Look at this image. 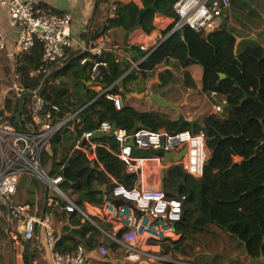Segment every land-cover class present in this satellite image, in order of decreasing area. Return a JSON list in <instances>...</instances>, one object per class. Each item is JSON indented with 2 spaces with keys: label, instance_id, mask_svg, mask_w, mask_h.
<instances>
[{
  "label": "trees",
  "instance_id": "obj_1",
  "mask_svg": "<svg viewBox=\"0 0 264 264\" xmlns=\"http://www.w3.org/2000/svg\"><path fill=\"white\" fill-rule=\"evenodd\" d=\"M176 1L141 0V8L134 3H116L114 17L110 18L106 13L100 23L99 17L103 6L107 8L108 0H99L88 42L92 44L98 36L112 28L126 32L139 28L149 33L154 28L155 16L175 17L173 5ZM235 42L231 29L217 27L204 34L186 27L172 33L151 52L138 65V71H129L128 66L123 68L110 53L102 52L96 56L68 48L62 59L47 67V73L30 77L29 72L41 66L42 45L36 42L31 51L23 55L17 68L21 75L20 86L25 92L36 91L49 73L65 65L49 77L40 96L60 108V117L84 108L77 117L78 124L75 121L67 124L66 128H71L70 135L65 136L67 129L64 128L54 136L52 155L43 152L42 166L45 167L47 161L51 162L48 174L62 178L59 187L80 208L84 203L102 205L103 195L99 188L108 185L111 190L112 179L128 189L133 188L135 176L128 174L124 164L111 153L117 149L113 140H96L106 144L108 149L97 147L96 160H89L83 153L72 151L78 137L85 131H94L101 122L116 125L128 133L135 125H140L143 130L163 128L170 134L175 133L179 121L150 111L138 112L125 103L124 92L129 91L127 85L137 79V74L145 80L148 73L172 59L178 61L182 68L198 65L203 71L201 91L209 96L223 97L227 115L224 116V111L209 115L201 127H193V133L202 131L205 136L208 154L203 175L200 178L181 175L177 192L167 194L169 198L184 197V200L180 221L174 225V230L181 236L177 241L159 243L162 254L190 257L189 251L193 249L190 243L197 240L199 234L211 232L214 227L224 233V245L226 237L230 243H235V249L246 259L264 262V50L248 42L235 54ZM83 58L87 61L81 64ZM94 62L106 63L105 67L99 68L96 83L102 87L111 86L110 93L122 97L124 102L120 110L105 96L89 89L87 83L90 82ZM220 74L225 78L220 79ZM166 77L172 75H162L161 79L165 81ZM184 77L188 82L189 74L185 72ZM61 78L65 81L59 80ZM32 101L31 96L23 99L19 117L23 130L31 122ZM6 108L11 112L9 120L16 125L18 101L13 105L7 100ZM180 131H191L190 126L184 125ZM63 140H72V143L61 145ZM56 145H61L59 157L56 156ZM234 157L241 158L240 163H235ZM64 206L65 202L60 201L58 208H61V216L67 226L62 230L64 235L54 236L55 251L72 253L78 246H83L86 253H91L100 245L110 252L120 251V246L100 231L109 233L107 225L96 221L95 227L77 212L63 210ZM116 237L119 239L120 233ZM223 256L211 261L204 258L193 260L192 263L222 264Z\"/></svg>",
  "mask_w": 264,
  "mask_h": 264
},
{
  "label": "built area",
  "instance_id": "obj_2",
  "mask_svg": "<svg viewBox=\"0 0 264 264\" xmlns=\"http://www.w3.org/2000/svg\"><path fill=\"white\" fill-rule=\"evenodd\" d=\"M228 6V0H177L173 5V32L188 27L196 33L209 34L218 27L217 20ZM0 8L6 12L9 26L16 34L13 51L9 55V79H0V216L5 211L26 241L33 239L38 229L43 232L50 254V264H95L87 257L83 246H78L72 253L62 254L55 251L50 217H37L32 205L16 202L20 178L30 176L44 184L52 193L48 198L50 205L58 208L60 201H63L65 206L62 209L66 212H77L95 227L96 218L114 231L107 233L100 229L108 239L120 246L122 259L115 264L170 262L171 260L161 256L159 243L177 241L180 238L181 235L174 230V225L180 221L184 197L167 196L170 188L166 176L176 171L180 175L185 172L194 178L202 177L207 158L204 133L179 131L170 134L162 128L156 131L140 129L131 136L124 129L116 127L113 130V125L108 122H101L94 131L83 132L73 148L74 151L83 153L89 160H96L97 147H108L96 143L92 139L93 135L96 132L112 133L117 149L111 153L124 164L128 174L135 176V186L130 189L113 180L110 196L97 208L95 216L83 211L59 187L62 178L52 177L43 169L41 157L51 147L54 136L68 123H79L77 117L84 108L60 117V108L36 95L38 90L31 93L24 91L20 86L21 75L17 71L23 55L29 53L36 42L42 45L41 66L30 71V77L47 73L50 64L63 58L64 51L73 47L72 14L46 12L42 10L38 0H0ZM115 10L116 7H111L108 17L113 18ZM4 52L5 37L0 31V54ZM85 53L101 55L99 49L90 48L89 44ZM86 61L87 58H83L81 64ZM105 66V62H94L89 83L97 88L95 92L105 96L120 110L123 107L122 97L111 94V86L102 87L96 83L99 68ZM25 93L32 94L33 101L30 107L31 122L23 130L17 116L16 125L9 120L11 112L7 110L6 102L8 100L14 105ZM214 112L222 113L221 105H216ZM136 150H161L163 154L146 157L134 153ZM183 151L180 161L170 160L163 164L164 155ZM118 233L119 239L116 237ZM22 251L19 246L17 253L21 254ZM96 251L102 258L109 254L103 245ZM171 262L191 264L187 261Z\"/></svg>",
  "mask_w": 264,
  "mask_h": 264
},
{
  "label": "crops",
  "instance_id": "obj_3",
  "mask_svg": "<svg viewBox=\"0 0 264 264\" xmlns=\"http://www.w3.org/2000/svg\"><path fill=\"white\" fill-rule=\"evenodd\" d=\"M38 1L42 10L46 12L55 14L70 12L72 14V50L81 51L83 54L89 44L90 48L99 49L101 53L104 52L112 54L115 61L122 64L123 68L128 66L130 68L129 71H138V65L148 56V53L153 52L160 44L169 38L172 33H174V17L157 15L154 18V28L149 33H146L139 28L130 32H126L120 28H112L103 35L98 36L95 41L90 44L88 42V36L99 0ZM116 3H134L138 7H142L141 0H108L107 8L105 5L103 6L102 15L99 17L100 23L103 22L109 9L113 6L116 7ZM217 24L218 27L233 30V36L236 41L241 39L238 43L235 42V44L237 43L236 50L234 52L235 54H237L244 44L248 42L259 45L264 50V0H229V6L224 9L219 16ZM168 29H171V31L165 35L164 33L167 32ZM0 31L5 37V52L0 54V67L3 63L11 67V59L9 58V55L13 51L16 34L14 29L9 26L6 12L1 8ZM182 38L184 39V37ZM142 47L143 49H141ZM185 72L190 76L188 82H186L184 77ZM168 73H170L172 77H166L165 81H163L161 76ZM202 75L203 71L200 66L191 64L187 68H182L178 61L172 59L169 63H162L156 68V70L148 73L145 80L141 78L140 74H137V79L127 85L129 91L124 92L125 103L136 109L138 112L150 111L166 116L164 113L159 111V109L168 110L170 112L174 111L175 119H169L178 121V114L175 110L157 106L155 103H150L147 96H141L147 90L149 91V95H159L164 92V100L172 104L182 105L180 107L181 115L187 121H196L195 125L201 127L207 116L215 115L214 108L216 105H221L222 113L224 111V116L227 115L225 100L223 97L214 95L209 96L201 91ZM156 79L159 80L158 83L156 82ZM59 80L65 81V78H61ZM87 85L89 89L93 91L97 90V88L92 86L89 82ZM121 86L122 84L119 83V87ZM149 86L150 89H148ZM92 87L94 89H92ZM69 90L71 91L72 88L70 87ZM1 100L2 99L0 97V101ZM166 117L168 118V116ZM64 128L67 129V134H65V136L70 135L71 128ZM64 128L62 130H64ZM93 140L96 143L107 147L106 144L101 142L99 143L96 139ZM71 143L72 140H67L65 142L63 140L61 145L68 146ZM61 145L55 146L57 157H59L61 153ZM52 151V147L47 150L50 155H52ZM240 161L241 158L234 157L235 163H240ZM50 164L51 162L47 161L45 166L48 168V171ZM166 177L169 182V193H176L181 184V175L176 171H172ZM102 187L103 186L99 188L100 191ZM46 191L47 193L45 195L44 190L36 179L30 176H24L19 180L15 200L18 203H27L32 205L34 214L37 217L48 215L51 220L53 235L55 237H60L61 235H64L62 230L67 226V222L61 216V209L50 205L48 198L52 196V193L47 188ZM110 191L111 190L108 185L106 193L101 191L103 195V202L105 200V195H107V198L110 196ZM98 207H100V205L95 206L89 203H84L81 209L88 214L95 216ZM95 221H97L96 218ZM108 229L109 233H114L109 226ZM19 246L23 249L21 254L17 253V248ZM96 250L91 253H87V257H89L95 264H115L121 262V250L117 252L108 251L109 254L105 258L98 256ZM160 254L171 261H187L194 264L192 263L191 258H187L179 254H162V250ZM49 255V250L47 248L43 232L38 229L34 238L26 241L22 238L17 225L10 221L5 211L3 212L0 216V264H27L26 257L28 258V264H50ZM244 261L247 264H258L259 262L246 259L239 254L238 249L224 248V260L222 264H242ZM142 264L150 263L144 262Z\"/></svg>",
  "mask_w": 264,
  "mask_h": 264
},
{
  "label": "water",
  "instance_id": "obj_4",
  "mask_svg": "<svg viewBox=\"0 0 264 264\" xmlns=\"http://www.w3.org/2000/svg\"><path fill=\"white\" fill-rule=\"evenodd\" d=\"M214 1H215V0H214ZM242 1H245V0H242ZM94 12H95V7H94ZM93 14H94V13H93ZM183 33H184V32H183ZM239 40H241V39H238L236 42L238 43ZM237 43L235 44L234 52H235V50H236V45H237ZM141 53H142V52H141ZM63 68H65V65L62 66L60 69H57V70H55V71L49 73V74L45 77V79L43 80V82H42L40 88H39L38 91L36 92V95H41L42 90H43V87H44L46 81L49 79V77L52 76V75H54V74H57V73H58L59 71H61ZM219 77H220V79H224V78H225V76H224L223 74H220ZM156 82L158 83L159 80L156 79ZM148 89H150V86H149ZM26 96H32V94H27V93H25V94H23V95L20 96V98H19V102H18V112H17V117H18V118L20 117V113H21V108H22L23 99H24V97H26ZM141 96H147V97H148V100L150 101V103H155L157 106L164 107V108H169V109H171V110H175V111L177 112V114H178L179 125H178L177 130L175 131L176 133L179 132L180 129L182 128V126H184V125H189V126H190V130H191V132H193V127H194L196 121H187V120L181 115V112H180V107H181L182 105H179V104H172V103H169V102H167L166 100H164V98H163V96H164V92L160 93L159 95H149V91L147 90V91H145ZM114 128H116V125H113V128H112V129L114 130ZM140 129H141V126H140V125H135L134 129L130 132V135L133 136L134 133H135L136 131L140 130ZM101 138L111 139V140H113V143L116 145V142H115L114 139H113V134H112V133L96 132V133L93 135V138H92V139H96V140H97V139H101ZM131 142H132V140H131ZM131 142H130V144H132ZM134 153H136L137 155L146 156V157H151V156H153V155L160 156V155L163 154L161 150H156V151H154V150H150V151H137V150H136V151H134ZM183 155H184V151H183L182 153H175V152H174V153L166 154V155H164V157H163V164H164V165L167 164L170 160H173V161H175V162H178V161H180V159L182 158ZM162 173H163V175H164V171H163ZM182 175H183L184 177L187 176V174H186L185 172H182ZM39 184H40V186L42 187V189L44 190V193H45V195H46V193H47V191H46V186H45L44 184L40 183V182H39ZM106 188H107V185H103L101 191H102L103 193H106ZM106 198H107V195H105V199H106Z\"/></svg>",
  "mask_w": 264,
  "mask_h": 264
},
{
  "label": "rangeland",
  "instance_id": "obj_5",
  "mask_svg": "<svg viewBox=\"0 0 264 264\" xmlns=\"http://www.w3.org/2000/svg\"><path fill=\"white\" fill-rule=\"evenodd\" d=\"M9 70H10V67L7 66L5 63H3L0 67V73H1L0 79H9V72H10ZM159 111H161L166 116H168V118L175 119L174 111L170 112L168 110L166 111L163 109H159ZM43 169L46 172H48L47 167H43ZM108 232H109V229H108ZM225 240H226V244L224 245V233L213 227L211 228V232L199 234L197 236V240H194V242L190 243L193 249L189 251L190 257H187V258H191L192 261L203 259V258L211 261L217 256L221 257V255H224V248L225 249H229V248L235 249L234 243H230V241H228L226 237H225ZM242 264H247V263L244 261V263ZM258 264H264V262L260 261L258 262Z\"/></svg>",
  "mask_w": 264,
  "mask_h": 264
}]
</instances>
